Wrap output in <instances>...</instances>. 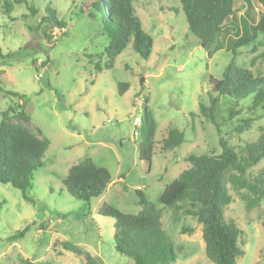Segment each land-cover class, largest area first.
<instances>
[{
	"label": "rangeland",
	"instance_id": "1",
	"mask_svg": "<svg viewBox=\"0 0 264 264\" xmlns=\"http://www.w3.org/2000/svg\"><path fill=\"white\" fill-rule=\"evenodd\" d=\"M25 1L14 5L9 17L0 3V47L10 55L6 65L0 60V123L4 111L22 104L6 93H19L25 96L22 109L30 118L24 125L38 131L50 146L44 167L35 173L28 191L32 202L20 190L0 184V264H86L85 257L68 251L64 242L86 249L104 264H133L115 251L114 220L99 215V209L109 203L123 213L138 214L142 210L139 188L162 212L163 230L174 246L176 264H214L205 253L202 226L194 218L164 207L160 196L190 168L189 155L220 152L217 130L200 115L199 105H209L210 77H222L232 53L222 50L209 58L189 32L178 0H135L142 27L154 38L150 58L142 59L129 45L112 69L98 71L97 63L104 67L106 61L103 52L108 38L98 20L89 17L95 0ZM29 4L37 10L33 17H29ZM49 4L57 10L59 20L67 23L62 35L50 27L49 33L57 38L53 48L42 35ZM245 7L237 0L239 16ZM259 12L256 9V17ZM261 41L255 43L257 51H253L254 45L240 49L237 62L264 75ZM120 84L129 85L123 95L119 94ZM252 100V96L242 101L225 97L218 106L222 131L237 151L255 142L264 127V109L250 111ZM145 108L156 121L150 167L140 159ZM231 110L239 115L230 118ZM251 118L255 119L251 127L239 133L241 120ZM136 119L142 120L139 125L134 124ZM172 129L182 131L185 142L163 151L162 141ZM83 158L107 168L113 180L91 202L73 198L63 184L69 169ZM262 170L264 159L251 173L258 175ZM230 193L233 202L225 210V219L244 232L245 255L237 264H264V201L249 206L245 198L252 195L232 189ZM188 228L193 233H183ZM22 230H26L23 238L7 241Z\"/></svg>",
	"mask_w": 264,
	"mask_h": 264
},
{
	"label": "trees",
	"instance_id": "2",
	"mask_svg": "<svg viewBox=\"0 0 264 264\" xmlns=\"http://www.w3.org/2000/svg\"><path fill=\"white\" fill-rule=\"evenodd\" d=\"M135 0H95L91 3L89 17L98 20L102 33L108 38L103 56L106 57L104 67L97 63L96 69H112L116 59L129 45L144 60L152 54L154 38L145 32L140 18L134 8ZM186 17L189 32L205 47L209 58L219 51L232 53L233 57L226 66L220 79L210 77L209 105L200 103V115L213 124L218 133L219 153L214 150L202 155H189L186 161L190 168L183 171L178 178L168 184L160 196L161 204L167 209L182 212L192 217L202 226L207 258L214 264H237L245 255L244 232L233 222L225 219V210L233 202L230 189L237 194L249 193L245 199L249 206H257L264 201V170L258 175L251 173L253 167L264 159V127L260 128V136L255 142L247 143L241 150L229 143L222 131V123L217 111L222 98L229 97L242 101L252 96L249 108L254 111L264 109V75L255 74L249 68L239 64L237 57L240 49L253 46L264 41V0H242L246 7L239 16L236 8L237 0H178ZM2 12L8 17L13 13L14 5L26 4L25 0H0ZM256 9L259 12L256 17ZM29 17L37 14L33 4L28 5ZM42 35L47 46L53 48L57 38L49 33L50 27L65 34L67 23L59 20L57 10L47 5ZM28 18V16H24ZM45 25V26H44ZM261 41V42H262ZM5 55L0 47V60L6 65ZM264 60V51L260 54ZM49 63V59L46 60ZM143 85V78L140 79ZM2 90V89H1ZM129 90L128 84L119 85V94ZM22 101L19 106H10L2 113L0 123V184L11 185L20 190L26 201L32 202L28 191L32 187L35 173L44 167V156L50 143L24 125L30 121L22 107L25 96L15 92L6 93ZM147 100H145V105ZM230 118L239 115L231 110ZM19 120L21 123H16ZM255 120V119H254ZM254 120H241L239 133L251 127ZM142 121V120H141ZM146 131L142 132L140 142V159L151 166L156 146V121L150 109L145 108ZM185 135L178 129L169 131L168 137L162 141L163 151H172L181 147ZM113 182L110 171L100 167L91 158H83L72 166L65 179L64 187L73 198L91 202L101 197ZM139 205L142 210L138 214H126L104 203L99 215L114 220V249L133 264H176L177 258L173 244L168 240L162 225V212L150 202L141 190H137ZM253 198V199H252ZM26 230L17 232L7 238L8 242L24 237ZM183 233H193L192 229H183ZM64 247L77 255H83L86 264H104L91 252L70 242Z\"/></svg>",
	"mask_w": 264,
	"mask_h": 264
},
{
	"label": "built area",
	"instance_id": "3",
	"mask_svg": "<svg viewBox=\"0 0 264 264\" xmlns=\"http://www.w3.org/2000/svg\"><path fill=\"white\" fill-rule=\"evenodd\" d=\"M140 123H141V119H136V120L134 121V124H135V125H139ZM138 190H141V189L139 188Z\"/></svg>",
	"mask_w": 264,
	"mask_h": 264
}]
</instances>
